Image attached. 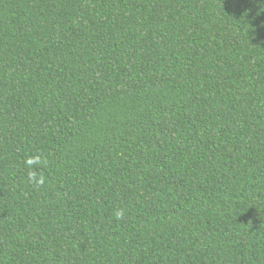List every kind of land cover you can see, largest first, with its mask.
I'll return each mask as SVG.
<instances>
[{
	"label": "trees",
	"instance_id": "trees-1",
	"mask_svg": "<svg viewBox=\"0 0 264 264\" xmlns=\"http://www.w3.org/2000/svg\"><path fill=\"white\" fill-rule=\"evenodd\" d=\"M0 264H264V0H0Z\"/></svg>",
	"mask_w": 264,
	"mask_h": 264
},
{
	"label": "clouds",
	"instance_id": "clouds-1",
	"mask_svg": "<svg viewBox=\"0 0 264 264\" xmlns=\"http://www.w3.org/2000/svg\"><path fill=\"white\" fill-rule=\"evenodd\" d=\"M37 162H40V157H39V156H33V157H30V158L26 161V163H27L28 165H32V164L37 163ZM30 178H31L32 180H34L36 183H40V184H42V183L44 182L43 177H36L35 174H32V175L30 176ZM118 215H119V213H118Z\"/></svg>",
	"mask_w": 264,
	"mask_h": 264
}]
</instances>
